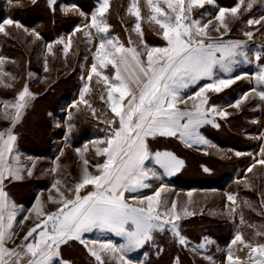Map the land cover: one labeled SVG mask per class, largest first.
<instances>
[{"label":"snow or ice","instance_id":"obj_1","mask_svg":"<svg viewBox=\"0 0 264 264\" xmlns=\"http://www.w3.org/2000/svg\"><path fill=\"white\" fill-rule=\"evenodd\" d=\"M163 3L167 5V10L159 6L158 0L155 3L154 0H147V6L152 14L151 20L162 30V37L166 42L164 47H148L143 44V33L139 23L140 9L136 3L131 4L128 9L136 18L133 30L140 38L142 51H138L136 47H125L118 38L108 36L109 26L103 18L109 10V0H101L99 7L91 14V24L84 27L94 29L100 43L93 56L94 63L91 65L87 81L91 82L95 76L98 78V84L103 82L107 89V103L113 114V117L105 122L109 129L107 138L96 139L91 143L93 146L104 145L97 147L96 151L105 159L102 164L95 165L100 172L99 175H90L85 168L82 182L69 189L74 190V199H66L61 194L60 200L53 201L62 206L31 227L18 249L6 247L15 235L13 226L18 212L17 206L8 200L3 185L6 180L21 178L23 170L18 166V156L15 157V164L8 161V157L14 153L17 140L13 129H8L6 133L0 132V264H53L54 258L60 255L61 245L75 240L87 247L82 237L93 230L113 233L124 241L119 246L107 242L100 243L99 249L95 246L88 248L90 255L98 264H104L102 254L118 257L120 264H130L125 258L126 254L153 241L154 233L157 232L168 231L180 246L189 247V241L180 231L181 216L177 212V204L173 202L171 209L165 210V202L161 199L163 187L143 199L132 197L138 199L140 204L146 201L147 207L131 206L125 201V193L147 189L151 185L146 181L159 180L162 175H173L183 165L182 161L168 151L152 152L148 138L179 137L188 146L206 143L199 134V128L206 124L219 127L216 117L227 118L228 115L218 106L210 105V97L206 93L219 94L238 79H243V75L232 77L231 73L235 66L251 61L248 53L244 51L245 45L242 42H225L223 36L213 41L208 38V25L201 27V21L191 17L195 8H204L206 4H213L214 0H163ZM253 3L255 0H250L246 9L250 10ZM243 4L244 0H239V3L230 9L219 8L215 19L221 22L225 33L229 31L225 23L226 14L230 13L237 17ZM261 19L264 20V17ZM260 22L249 19L247 24ZM4 25L21 27L18 22L5 19L0 22V33L5 32ZM75 31L81 32L83 29L77 27ZM245 35L251 38L252 33L246 32ZM85 36L90 37L91 33L85 32ZM56 43L59 44L61 41L57 40ZM132 43L129 39V44ZM71 46L72 41L69 39L64 45L65 54ZM48 50L52 51V44L48 45ZM145 53L146 65L141 60ZM261 58V53L257 51L255 60L260 61ZM108 66L114 70L111 77L103 72ZM217 69L224 76H217L215 71ZM44 71H48L47 63ZM254 79L257 85H264V67L260 68ZM200 80H208L211 83L202 86L187 98H199L200 102L192 111L179 110L176 107L177 103L187 102L182 100L181 91ZM89 90L86 83L81 90L79 101L72 105L73 108L81 103L91 108L85 99ZM250 91L255 92L260 101H264V91H258L256 88ZM34 98L25 86L15 102H4L6 107L10 105L15 109L14 115L10 117L13 127L21 119L27 101ZM244 99H247V95ZM241 103L242 100H237L230 106L239 108ZM5 118L9 119L7 115ZM71 127L69 125V131ZM84 147L86 149L87 144ZM236 155L239 156L241 153L237 152ZM261 156L258 163L264 165V149L261 150ZM148 161L162 169L163 173H159L156 167H146ZM84 163L87 165L88 161L85 160ZM255 166L253 163L247 171L252 172ZM27 175L31 176L32 172L29 170ZM60 183V180H57L53 187ZM86 185H91L93 190L81 196L79 193ZM188 195L191 196V193ZM228 200L236 203L233 195H229ZM35 203L39 205L40 201L37 199ZM37 215L41 216L44 213L37 210ZM183 215L189 216L192 213L185 209ZM24 219H27V216ZM241 219L243 220V217ZM237 241L245 243L239 234L235 236L233 243ZM90 243L96 244L94 241ZM208 243L210 241L205 238L197 247L205 249ZM245 246L252 249L256 264H264V244L253 246L245 243ZM228 261L232 264L231 249Z\"/></svg>","mask_w":264,"mask_h":264},{"label":"rangeland","instance_id":"obj_2","mask_svg":"<svg viewBox=\"0 0 264 264\" xmlns=\"http://www.w3.org/2000/svg\"><path fill=\"white\" fill-rule=\"evenodd\" d=\"M28 1L31 4L36 2L37 0ZM96 1V5L94 4L93 6V8H95H92L93 10L92 12L90 11L91 13L89 14H85L84 12L80 11L75 7L68 6L61 8L62 12H64L66 17L68 15H73L74 17H78L80 19L78 27H81L83 31H75L76 34L74 33V35H72L73 37L70 35H63L60 39L61 43H55V45H52L51 52H49L48 50L49 44L44 43L42 44L43 46H41L39 42L40 36L33 29H26L23 26H21L20 28H16L15 26L4 25L5 32L0 33V37L11 38L8 30L15 32V34H17L20 38L17 37L13 40L14 42L17 41L20 44L21 49H23L25 53L33 55L37 52V50L35 49L40 46L41 54H37V56H35V59H38V57L41 56L44 61V66L45 63H47V72L50 74L53 73L52 70L53 68H55V65L51 64L55 63L57 59L62 61L64 64L65 62L69 64L71 63V61H73V57L71 56V52L73 50L77 49L78 52L82 50V56H85L84 60L82 61V64L79 65V84L74 98L70 102L61 106V110L55 118L52 117V115H49V117H51L52 129L54 128L53 131H51L53 132L54 136L49 139L51 141L50 143L52 144V149L49 151V157L42 159L28 155L27 153H24L22 150H20L19 143L18 141L16 142L17 145L15 146L12 159L15 164V157H19L18 166L23 170L21 172V178L19 179L20 181H23L21 183L25 184L23 185L24 189H30L29 184L31 183L41 184L43 182H46L47 186L43 190H38L35 185L32 186L35 190L33 191V193L35 194L33 198L35 199L37 197L36 199L40 201V204L36 205L35 203V206L30 211V214L26 211L24 217L27 216V219H23V223H21L22 219L14 223V230H16L14 231L15 235L13 236V239L6 244L11 249L18 248V246L21 245V243L23 242V237L26 232L40 220V216L37 215V210L39 209V206H43L44 210H46L45 212L49 213L50 211H53L54 209L62 206L58 203L50 201L51 199L56 200L57 198L60 200L61 194H63V197L66 199L72 198L73 195L75 197L74 190L69 191V189L72 188L75 184L82 182L85 168L87 169V172L90 175L100 174L95 165L102 164L105 157L98 155L96 148L103 147L104 145L93 146L91 141L96 139L107 138V133L109 129L107 128V124L105 122L111 119L113 117V114L110 113V107L107 103V89L105 88L103 82L101 81L98 84V78L95 76H93V84L91 86L90 82L87 81V76L90 72L91 65L94 63L93 56L97 52L100 39L96 35L94 29H91L90 27L86 28L84 26L91 24V14L96 11L101 2V0ZM220 1L226 5L224 6V8L229 9L239 3V0ZM109 2V10L103 18L106 24L109 26V37L118 38V40L122 44H124L125 47L131 46L136 47L138 51L143 50V45H141L140 43V38L133 30L136 23V18L135 16L131 15L128 11L130 5L133 3H136L141 13V19L139 23L141 25V30L143 33V44H146L148 47H151V44L154 45L156 43L155 31H158L157 36L162 37V30L159 28V25H157L154 21L151 20L152 14L150 13V10L147 6V0H109ZM155 2H157V0H154V3ZM158 2L160 7H162L164 10H167V5L163 3V0H158ZM249 2L250 0H244V4L241 5L237 17H233L230 13H227L225 16V23L228 25L229 31L232 29V27L237 30V28H239L240 26V23H243L244 32L242 33V35H244L245 38V33L247 32L246 28L253 29V31L251 32V38L247 36L249 42L247 44H244V51L248 53V57L251 63H241L240 65L235 66L233 72H236V69H238V71L236 72L238 73L237 76H244L243 79H238L237 81L248 80L249 82H251L250 86L247 84V88L239 99L242 100L240 106L243 105L244 107H246L248 103L251 102V104L247 107L248 110H250L251 105L254 103L253 107L251 108H254V111H257L259 109L261 101L259 97L255 94V92H251L250 90L253 89V85H257V82L255 81L254 77L260 71L259 69L261 68V66L259 65V63L261 61L264 62V20L261 19L262 17H264V0H255V3L252 4L251 9L247 10L246 5ZM88 3L89 2H85V4ZM12 6L13 5H11L10 8ZM19 7L20 6H15L11 8V11L16 12V8ZM221 7L222 6L217 2V0H214L213 4H206L204 8H195L191 13L192 18L201 21V27L204 25H208V38L213 41L218 40L221 36L230 33L229 31L228 33H225V29L221 26V22L215 19L216 15L218 14L219 8ZM120 8L122 13L121 20L123 21L124 27L121 25V23L118 27L117 22L113 20V18H115V16L118 14ZM106 17H108L107 19H110V21L107 20ZM249 19L260 20L261 22L259 24L248 25L247 21ZM107 21H109L110 24ZM217 28L219 29L218 31L216 30ZM149 30L151 32H148ZM85 32H90L91 36L86 37ZM69 39H71L72 41V46L68 53L65 54L63 51L64 45L68 42ZM129 39H131L133 42L131 45L129 44ZM22 41H25L24 44L21 43ZM262 44L263 46H260ZM56 46L60 47L62 51L60 55H57L56 53ZM257 51L261 53L262 58L260 61L255 60V53ZM141 60L144 61L146 65V53L145 55L141 56ZM20 65L21 63L19 60L13 59L12 61L10 58L7 59L0 55V94L3 90L7 92V89H11L13 87L14 81L18 82V78L11 74L9 67L14 66L16 69H18ZM27 72L28 73L26 85L28 84L27 87L29 89V92L32 94L33 97L41 98L43 95H45L49 86V80L52 79V76L49 74L47 77H45L36 75L31 71ZM103 72L104 74L110 77L114 74V70L111 68V66H108L107 68L103 69ZM216 75L221 76L219 75L218 71H216ZM81 77H83L84 79H81ZM237 81L233 86L238 84ZM70 83L71 81L68 82V85H70ZM86 83H88L90 90L85 95V99L88 101V104L91 105L92 103L93 106L91 105V108H89L87 105L81 103L78 104V107L73 108L72 105L79 101L81 90ZM201 85L202 84L200 83L199 86L196 85L187 88V91H185L190 93L187 96H192V93H195L197 90H199ZM256 89L258 91H264V88ZM181 94L182 91L180 95ZM236 94H233V97H227L226 100L229 99L227 103L231 100V98L234 99ZM16 95L14 98L9 100L0 99V132L6 133L7 130L10 128L15 130V126L13 127L12 120L10 119V117L14 115L15 109L10 105L6 107L4 102H15L18 96ZM212 95L217 94H209L210 105H219L226 102L222 100L220 102H216L213 100ZM245 95H247V99H244ZM32 100L33 99H29L27 101L26 108L29 107L30 109L31 106L29 105ZM46 101L49 100L46 99ZM186 101V103H190L191 107L193 108L197 103H199L197 99H190V101ZM95 102H98V104H96ZM100 103L102 104V106L100 105ZM186 103L183 102L184 107L181 103H178L176 106L180 110H183L184 108H187ZM191 107L188 109H191ZM26 108L24 109V111L26 110ZM239 109L240 107L236 108L230 106L223 109V111H225L228 115L229 113H231V115H234L235 113L239 112ZM81 110L88 111L91 118L94 120L95 125H93V128L95 130V134L91 139L86 141L87 143L85 142L84 144H81L80 147L74 148L72 145L74 139L73 134L75 130V118ZM93 110H95V114H93ZM5 115H7L9 119H6ZM69 116H71V119H69ZM38 118L42 119V115L39 112V108L36 112H34V114H31V117L27 118V121L25 123L26 130L30 134H32L34 128H39L42 124L38 121H35ZM254 118H257V114H254ZM258 118L260 119L257 120L254 125L256 126V134L260 136L255 135L253 138L251 137V139L255 141V148L254 150L250 151V158H248V161H250L251 159V162L237 175V183L239 187L251 194L252 198H241L236 193L233 194V190L219 191L215 189L206 188L201 190L189 191L170 185L169 183L177 175H179L180 173L182 175L184 172L187 171V168L184 169L183 156L178 154V149H175V146L173 144L174 142L179 145H181L182 143L180 142V144L179 141H177L176 138L173 137H169V139L163 137L148 138L149 148L152 152L168 151L172 153L178 160L182 161L183 165L173 175H162L161 179L159 180L149 179L148 181H146V183L151 185V187L147 189H141L134 193H125V201L133 207H147L146 201L144 204H140L138 199H133L132 197L143 199L148 195H153L155 191L163 187L161 199L165 202V210H170L173 202L177 204V212L181 216V219L179 221L180 231L182 236H184L189 241V247L184 248L180 246L174 240L171 233L168 231H165L164 233L157 232L154 233L153 241L145 244L143 247L138 250H135L134 252L126 254L125 258L130 261V264H146V261L149 258L148 253L150 251L153 253L152 255H159L161 249L164 250L166 247H175L177 251L181 250V252L188 255L191 259L196 260L197 264H229L228 254L230 249L232 253V264H256L255 254L252 253V249L250 247L245 246V243L251 244L253 246L264 244V165L258 163V161L262 158L261 150L264 149V138L263 135H261V133H264V118L263 113L261 111ZM20 124L18 126H20ZM69 125L72 126L71 131H69ZM18 126L15 130L17 139ZM200 134L204 138L206 143L193 146L186 145L185 148L198 156L205 157L207 155H215L217 158L220 159L227 158L226 153L228 151L231 152L230 149L222 152L212 144L211 140H209L205 136V134H203L202 132ZM157 141H159L160 144L157 143ZM85 144H87L86 149L84 147ZM182 148L184 149L183 146ZM78 149L80 150L79 152L77 151ZM61 152L63 153L62 155ZM85 160L88 161L87 165H85L84 163ZM253 163H255L256 166L253 168L252 172L249 173L247 169ZM146 167H156V170L159 173H163V170L159 169L158 166L152 165L151 161L146 162ZM29 170L32 172L31 176L27 175V172ZM188 171H194V168L191 166V164L189 166ZM66 177L70 179V183H66ZM57 180H60L61 183L53 187ZM9 184L12 183L5 182L3 185L4 191L5 193H7V196L8 194L12 195V190L10 188H7ZM92 190L93 188L91 185H86L83 189H81L79 194L81 196H85ZM235 190L236 187L234 188V191ZM257 191L259 192V194H257ZM189 193H191V196L188 195ZM229 195H233L235 197V204L228 200ZM254 196L256 197L257 201L253 200ZM48 199L50 200L48 201ZM30 204H32V201ZM185 209L188 212L192 213V215L184 216L183 211ZM232 209H235V211H232ZM35 210L36 212H34ZM241 217H243V220L241 219ZM21 228L24 229L23 234ZM197 229L201 230L197 231ZM110 234L114 235L110 232H101L99 230H93L92 232H88L85 236L82 237V239L87 244V247H85L84 244L82 245L85 247V249H87V251L89 247L91 248L93 246L99 249V244L103 241H100L99 244L95 245L90 242H97L101 240V235L107 237ZM237 234L242 236L245 243H240L238 241L236 243H233ZM118 238H107V240L112 244L116 245L124 243L121 237ZM205 238H207L210 243L207 244V247L205 249H199L197 246L202 241H204ZM157 242H161V245L158 246ZM144 248H148L149 250H144ZM86 257V261L91 262H88L89 264H98V262L94 260L93 257L91 258L90 255H86ZM102 259L104 261V264H120L118 257H113L111 255L102 254ZM115 260L117 261V263ZM55 264H61V260H59V262H55Z\"/></svg>","mask_w":264,"mask_h":264},{"label":"trees","instance_id":"obj_3","mask_svg":"<svg viewBox=\"0 0 264 264\" xmlns=\"http://www.w3.org/2000/svg\"><path fill=\"white\" fill-rule=\"evenodd\" d=\"M85 2L89 3L85 4ZM95 2L97 3L96 0H37L30 4L28 0H0V22L5 19H11L20 23L21 26L26 29L29 28L35 30L40 36L39 42L41 46H43L42 44L44 43L55 45L56 41L63 35H71L80 22V19L73 15H68L66 17L61 8L68 6L75 7L85 14H89L95 8H93L94 4L96 5ZM217 2L222 7L226 6L220 0H217ZM11 5H13L11 8L15 6L20 7L16 8V12H12V9L10 8ZM121 19L122 13L120 8L118 14L113 18V20L117 22L118 27ZM108 20L110 21V19ZM8 31L11 38L0 37V55L7 59L10 58L12 61L13 59L19 60L21 65L18 69L14 66L9 67L11 74L18 78V82L14 81L13 87L7 89V92L4 90L1 91V100L14 98L16 94L18 95L19 92L27 86V71L45 77L50 74L48 72L47 74L44 71L43 58L39 56L38 59H35L37 54H41V47L38 46V48L35 49L37 52L33 55L25 53L24 50L21 49L20 44L13 40L19 36L11 30ZM24 42L25 41H22L21 43L24 44ZM55 48L57 55H60V53H62L60 47L56 46ZM71 54L73 57L71 63L67 64L65 62L64 64L57 59V61L54 60L56 61L55 63L51 64L55 65V68L52 70L53 73L50 74L52 79L49 80V86L45 95L33 100L30 109L26 112L20 126H18L17 135L19 148L24 153L33 157L42 159L49 157V151L52 149V144L49 139L54 136L53 132H51L54 128L52 129L51 117H49V115H52V117L55 118L56 115L59 114L61 106L70 102L77 91L79 84V65H81L83 60L82 50L78 52L77 49H75ZM70 81L71 83L68 85V82ZM233 94H235L234 91L229 90L223 94L212 95V97L216 102H220L221 100L227 102L226 98L230 96L233 97ZM46 99L49 101H46ZM95 103L98 104V102ZM91 105L93 106L92 103ZM100 105L102 106L101 103ZM38 108L42 115V119L38 118L35 121L42 124L39 128H34L32 134H30L26 130L25 123L27 118L31 117V114H34ZM251 115V112L243 109L237 115L229 117L225 121H219L217 123L219 125L217 129L211 127L203 129L202 133L211 140L217 149L222 152L229 149L231 150V152L228 151L226 153L227 158L225 159L217 158L215 155H207L205 157L195 155L188 150H184L179 144L175 142L173 143L172 141L175 149H178V154L183 156L184 169L187 168L188 171L191 164L194 168V173L190 171H186L182 175L180 173L169 184L189 191L206 188L219 191L233 190V194L236 193L241 198H252V195L247 191L243 190L236 184H233L235 177L248 163V157H244V153L254 146V141L245 137L246 132L252 133L254 130L253 125H249L247 122V119H249ZM75 119L72 146L77 148L93 137L95 134L93 125L95 124L89 112L86 110H81ZM157 143L160 144L159 141H157ZM237 152L241 153V155L237 156ZM23 185L25 184L17 185L12 183L9 184L7 188L12 190L11 194L13 200L17 204L28 206L34 199L33 197L35 195L33 193L35 190L32 186L35 185L38 190H43L46 188L47 183H31L29 184L30 189H24ZM235 187L236 190L234 191ZM257 194H259V192ZM253 200L257 201L255 196ZM198 230L200 231L201 229H197V231ZM157 244L159 246L161 245V242H157ZM144 250L149 249L144 248ZM148 254L149 258L146 261V264H197L196 260L191 259L188 255L181 252V250L177 251L175 247H166L159 255H152L153 253L151 251ZM63 256L72 259V264H89L88 262H90L86 261V254L79 246L74 249L63 250ZM177 258H179L178 261Z\"/></svg>","mask_w":264,"mask_h":264},{"label":"crops","instance_id":"obj_4","mask_svg":"<svg viewBox=\"0 0 264 264\" xmlns=\"http://www.w3.org/2000/svg\"><path fill=\"white\" fill-rule=\"evenodd\" d=\"M252 17V16H251ZM106 19H107V17H106ZM108 20V19H107ZM108 23H109V21H107ZM120 23H121V25L124 27V24H123V21L121 20L120 21ZM110 24V23H109ZM78 27V26H77ZM76 27V28H77ZM75 28V29H76ZM247 29V32H252L253 31V29H248V28H246ZM148 32H151L150 30L148 31ZM147 32V33H148ZM157 32L158 31H155V36H156V43L154 44V45H152L151 44V47H164V46H166V42L163 40V37H159V36H157ZM230 33H228L227 35L225 34L224 36H223V39H224V41L225 42H227V41H233V42H236V41H239V42H242L243 44H247L248 42H249V40H248V38H247V36H246V38L244 37V35H242V33L244 32V27H243V23H240V26H239V28H237V30H235V28H233L232 27V29L229 31ZM235 32V33H234ZM74 33L76 34V32H75V30L71 33V35L70 36H72V35H74ZM234 33V34H233ZM149 34V33H148ZM233 34V35H232ZM150 35H152V34H150ZM73 37V36H72ZM61 39V38H60ZM59 39V40H60ZM150 41H151V39H150ZM260 46H263V44L262 45H260ZM247 48V47H246ZM248 48H249V46H248ZM263 48H264V46H263ZM263 52H264V49H263ZM84 58H85V56H83V60H84ZM82 60V61H83ZM82 64V63H81ZM259 65L261 66V68L262 67H264V62H260L259 63ZM243 70V69H242ZM241 70V71H242ZM260 70V69H259ZM215 71H218L219 72V70L217 69V70H215ZM238 71V69H236V72ZM236 72H232L231 73V76L232 77H235V76H237V74L238 73H236ZM249 72H250V70H249ZM219 75H221V77L222 76H224V74L223 73H221V72H219ZM242 81H244V80H239V81H237L238 82V84H236L235 86H233L232 85V87H229L228 89H225L224 91H222L221 93H219V94H223V93H225L226 91H229V90H231V91H234V93L236 94V92H237V94H236V96H235V98L233 99V98H231V100L227 103H222V104H219V105H216V106H218L219 108H220V110H223V109H225V108H227V107H230V105H232L235 101H237V100H239L240 99V97H241V95L244 93V91H245V89L247 88V84L250 86V84H251V82H249L248 80H246V81H244V82H242ZM200 83L202 84L201 86H200V88L202 87V86H204V85H206V84H208V83H211V81H208V80H200L197 84H195V85H193V86H196V85H200ZM28 85V84H27ZM92 85V81L90 82V86ZM253 88H264V85H253ZM187 91V89H184V90H182V94H181V98H182V100H189L190 101V99H187L189 96H187V95H189L190 93H188V92H186ZM239 93V94H238ZM192 94H194V93H192ZM209 94L210 93H206V95H208L209 96ZM238 96V97H237ZM35 98H37V97H35ZM34 98V99H35ZM74 98V97H73ZM237 98V99H236ZM33 99V100H34ZM236 99V100H235ZM33 100L31 101V103H30V105L29 106H31V104H32V102H33ZM197 100H198V102H200L199 101V98H197ZM229 100V99H228ZM227 100V101H228ZM179 103H181L182 105H183V107H184V104H183V102H179ZM253 103V102H252ZM178 104V103H177ZM251 104V102H249L248 103V105L246 106V107H244L243 105L242 106H240V109H239V112L241 111V110H243V109H246L249 105ZM253 105H254V103L251 105V107H253ZM177 107V106H176ZM186 107L187 108H184L183 110H181V111H192V110H194V108L193 107H191V104L189 103H186ZM191 107V109H188V108H190ZM250 107V110H248V108L246 109L247 111H249V112H251L252 113V115H251V117L249 118V119H247V122L249 123V125H253V127H254V130H253V132L252 133H245V137L246 138H248V139H251V137L253 138L255 135L256 136H260V135H257L256 134V132H255V129H256V126L254 125L255 124V122H257V120H259L260 118H258L259 117V115H260V111L263 113V118H264V101H261V103H260V105H259V109L256 111H254V108H251ZM178 108V107H177ZM256 108H257V105H256ZM179 109V108H178ZM29 110V107L28 108H26V110L24 111V113L22 114V116H21V119H20V121L15 125V130H16V128H17V126L22 122V120H23V118H24V116H25V114H26V112ZM180 110V109H179ZM238 112V113H239ZM110 113H111V111H110ZM238 113H235L234 115H231V113H229V115H227V118H221V117H219V116H217L216 117V123H218L219 121H225V120H227L229 117H232V116H235V115H237ZM112 114V113H111ZM254 114H257V118L255 119L254 118ZM253 116V117H252ZM206 127H211V128H215V129H217L218 127H214V126H212V125H210V124H206V125H203V126H201L200 128H199V134L203 131V129H205ZM15 130L13 129V133H14V135H16L15 134ZM257 131V130H256ZM201 135V134H200ZM261 135H263V138H264V133H261ZM17 137V136H16ZM173 138H176V140L177 141H179V143L184 147V149L185 150H188V149H186L185 147H186V145H188V144H186L185 142H183L179 137H173ZM168 139H169V137H168ZM180 139V140H179ZM149 140V139H148ZM251 140H253V139H251ZM18 141V139L16 140V142ZM254 141V140H253ZM16 142H15V146L17 145L16 144ZM87 143V142H86ZM213 144V143H212ZM180 145V147L182 148V146ZM15 146H14V150H15ZM254 148H255V141H254V146L249 150V151H247V152H245L244 154H245V156H247L248 158H250L249 156H250V151L251 150H254ZM189 151V150H188ZM191 152V151H190ZM12 157H13V155L12 156H10V157H8V161H9V163H12V164H14V161H13V159H12ZM250 162H251V159H250V161H248V163L246 164V166H248L249 164H250ZM245 166V167H246ZM244 167V168H245ZM243 168V169H244ZM67 178V177H66ZM70 179L69 178H67V181H66V183L68 182V183H70V181H69ZM25 181V180H24ZM5 182H7V183H13V184H23V183H21V182H23V181H20V179H9V180H6ZM4 182V183H5ZM233 184H236L237 186H239L238 185V183H237V176L235 177V179H234V182H233ZM257 193H258V191H257ZM7 194V193H6ZM8 200L10 201V202H12V203H14L16 206H17V212H18V215H17V217H16V220H15V222H17L18 220H20V219H24V215H25V213H26V211L30 214V211L32 210V208L35 206V202H36V198L35 199H33L32 200V204H30V206L28 205V206H26V205H23V204H17L14 200H13V197H12V195H10V194H8ZM70 199H74V195H73V197L72 198H70ZM50 199H48V201H49ZM59 199H57L56 198V200H53V199H51L50 201H58ZM61 207V206H60ZM59 208V207H58ZM58 208H56V209H54L53 211H50L49 213H46L45 211L46 210H44V207L43 206H39V209L38 210H40V211H42L43 213H44V215H41L40 216V220L37 222V223H40L44 218H46V216L47 215H50V214H52V213H54L55 211H57V209ZM34 212H36V210L34 211ZM21 220V221H22ZM14 222V223H15ZM36 223V224H37ZM35 224V225H36ZM34 225V226H35ZM15 229V226H13V232L14 231H16V230H14ZM21 231H22V234H23V232H24V229L23 228H21ZM15 233V232H14ZM87 233H85L83 236H85ZM102 238H104V239H102ZM107 238H118L116 235H112V234H110V235H108L107 237H104V236H102L101 235V240H99V241H97L96 242V244H99L100 243V241H103L102 243H107V242H109L108 240H107ZM119 239V238H118ZM114 245H116V244H114ZM80 247L81 249H83V251L85 252V254L88 256V255H90L89 254V252L87 251V249H85V247L79 242V241H75V240H73V241H69L67 244H64V245H61V248H60V255H59V258L57 257V258H54V260H53V264H55V262H59V260H61V262H63L64 264H72V259H69V258H67V256H63V250H65V249H74V248H76V247ZM117 246H119V244H117ZM6 247L7 248H9V249H11L8 245H6ZM90 248V247H89ZM13 249H18V248H13ZM138 250V249H137ZM90 257L92 258V256L90 255ZM110 258H112V257H110ZM93 259L95 260V258L93 257ZM116 261V260H115ZM116 263H117V261H116Z\"/></svg>","mask_w":264,"mask_h":264}]
</instances>
